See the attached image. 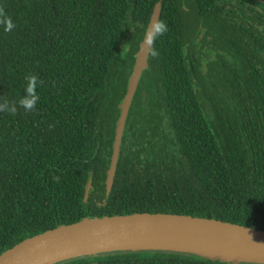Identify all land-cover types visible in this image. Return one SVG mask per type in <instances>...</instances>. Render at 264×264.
<instances>
[{
  "label": "trees",
  "instance_id": "16d2710c",
  "mask_svg": "<svg viewBox=\"0 0 264 264\" xmlns=\"http://www.w3.org/2000/svg\"><path fill=\"white\" fill-rule=\"evenodd\" d=\"M156 2L168 31L139 80L106 194L118 104ZM0 5L16 24L0 27V97H22L26 74L43 81L35 111L0 112V254L60 225L127 214L264 230V0ZM49 264L264 262L121 247Z\"/></svg>",
  "mask_w": 264,
  "mask_h": 264
},
{
  "label": "water",
  "instance_id": "95a60500",
  "mask_svg": "<svg viewBox=\"0 0 264 264\" xmlns=\"http://www.w3.org/2000/svg\"><path fill=\"white\" fill-rule=\"evenodd\" d=\"M159 14L160 4L156 2L134 54L125 92L118 104L119 114L115 120L105 177L106 194L112 186L130 106L141 75L149 64L145 33L152 22L158 20ZM90 188L91 177L85 187L84 199H87ZM121 247H172L197 251L206 256V251H214L237 257V261L264 262V230L221 220L168 213L91 218L25 238L0 254V264H49L68 256Z\"/></svg>",
  "mask_w": 264,
  "mask_h": 264
},
{
  "label": "clouds",
  "instance_id": "9594fccd",
  "mask_svg": "<svg viewBox=\"0 0 264 264\" xmlns=\"http://www.w3.org/2000/svg\"><path fill=\"white\" fill-rule=\"evenodd\" d=\"M0 27L4 28L5 32H11L16 24L11 17L6 13L4 6L0 5ZM168 31V26L163 20H155L145 33V46L148 55L157 57L158 50L155 48L156 40L163 36ZM26 84L24 95L18 100H9L6 97H0V112L15 116L20 109L25 112H33L40 100V95L37 88L43 84L39 76L35 73L26 74L24 77Z\"/></svg>",
  "mask_w": 264,
  "mask_h": 264
},
{
  "label": "bare ground",
  "instance_id": "6f19581e",
  "mask_svg": "<svg viewBox=\"0 0 264 264\" xmlns=\"http://www.w3.org/2000/svg\"><path fill=\"white\" fill-rule=\"evenodd\" d=\"M205 254H207L210 257H221V258H224V259H227V260H235V261L238 260L237 257H234L232 255L223 254V253L214 252V251H206Z\"/></svg>",
  "mask_w": 264,
  "mask_h": 264
},
{
  "label": "rangeland",
  "instance_id": "374dc122",
  "mask_svg": "<svg viewBox=\"0 0 264 264\" xmlns=\"http://www.w3.org/2000/svg\"><path fill=\"white\" fill-rule=\"evenodd\" d=\"M204 60H205V58H204ZM126 63H128L127 61H122L121 62V64L119 65V67H118V71H117V73H116V75H115V78H114V80H117L118 78H119V76H120V74H121V72H122V70L127 66V64ZM126 64V65H125ZM130 73V72H129ZM129 73H128V75H129ZM124 73H122L121 75H123ZM121 80H123V76L120 78ZM139 86V85H138ZM138 86H137V89H138ZM142 88V87H141ZM137 89H136V92H135V94L137 93L138 95H139V99H140V96L143 94V93H138V91H137ZM124 94V93H123ZM123 94H122V96H123ZM121 96V97H122Z\"/></svg>",
  "mask_w": 264,
  "mask_h": 264
}]
</instances>
